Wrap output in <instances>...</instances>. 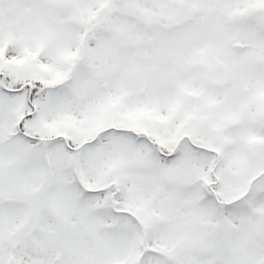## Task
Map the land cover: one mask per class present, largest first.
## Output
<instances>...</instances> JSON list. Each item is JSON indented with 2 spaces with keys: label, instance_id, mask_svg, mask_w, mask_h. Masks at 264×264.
Here are the masks:
<instances>
[{
  "label": "snow or ice",
  "instance_id": "6c2138e0",
  "mask_svg": "<svg viewBox=\"0 0 264 264\" xmlns=\"http://www.w3.org/2000/svg\"><path fill=\"white\" fill-rule=\"evenodd\" d=\"M0 264H264V0H0Z\"/></svg>",
  "mask_w": 264,
  "mask_h": 264
}]
</instances>
